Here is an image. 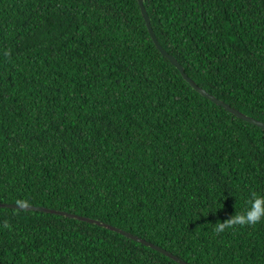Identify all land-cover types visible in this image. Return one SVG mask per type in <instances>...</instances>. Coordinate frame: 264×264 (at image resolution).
<instances>
[{"label":"trees","instance_id":"trees-1","mask_svg":"<svg viewBox=\"0 0 264 264\" xmlns=\"http://www.w3.org/2000/svg\"><path fill=\"white\" fill-rule=\"evenodd\" d=\"M199 86L264 122V0H144ZM264 129L195 90L138 0H0V203L99 219L190 264H264ZM0 264H182L98 224L0 207Z\"/></svg>","mask_w":264,"mask_h":264},{"label":"water","instance_id":"water-1","mask_svg":"<svg viewBox=\"0 0 264 264\" xmlns=\"http://www.w3.org/2000/svg\"><path fill=\"white\" fill-rule=\"evenodd\" d=\"M139 1V4H140V7H141V11L143 13V16L147 22V26L149 28V31L153 37V40L156 44V46L158 47V49L162 52V54H164L167 58H169V60L171 61V63L176 66L182 76L184 77V79L195 89L197 90L200 94H202L203 96L207 97L208 99L212 100L213 102H215L216 104L224 107L226 110H228L229 112H231L232 114L238 116L239 118H242L248 122H250L251 124H254V125H257L261 128L264 129V122L259 120V119H256L242 111H240L239 109L231 106L229 103L225 102L224 100L218 98L216 95L208 92L206 89L202 88L201 86H199L197 84V82H195L186 72H185V68L183 67V65L177 60V58L173 55V54H170L162 45L161 43L159 42L153 28H152V25H151V19L149 17V14L146 10V7H145V4H144V0H138ZM0 207H11V208H20V209H30V210H39V211H45V212H52V213H55V214H59V215H64V216H68V217H71V218H75V219H78V220H82V221H87V222H90V223H94V224H98L100 226H103L105 228H108V229H111V230H114L116 232H119V233H122L130 238H133L137 241H140L144 244H147L159 251H161L162 253H165L167 254L168 256L174 258L176 261H179L181 262L182 264H190L188 262H186L185 260H183L182 258H180L179 256L173 254L172 252L166 250L165 248H162L161 246H158V245H155L141 237H138L134 234H132L131 232H128L124 229H121L117 226H113L109 223H106V222H103L99 219H94V218H91V217H87V216H82V215H79V214H75V213H71V212H67V211H64V210H58V209H53V208H49V207H45V206H35V205H29V204H13V203H0Z\"/></svg>","mask_w":264,"mask_h":264},{"label":"clouds","instance_id":"clouds-1","mask_svg":"<svg viewBox=\"0 0 264 264\" xmlns=\"http://www.w3.org/2000/svg\"><path fill=\"white\" fill-rule=\"evenodd\" d=\"M249 207L244 214L231 216L224 222H217L216 232H224L233 225H256L264 222V194L255 195L249 201Z\"/></svg>","mask_w":264,"mask_h":264}]
</instances>
